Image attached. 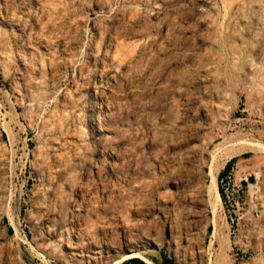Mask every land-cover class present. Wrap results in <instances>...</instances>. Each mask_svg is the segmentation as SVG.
Returning a JSON list of instances; mask_svg holds the SVG:
<instances>
[{"label":"rangeland","instance_id":"374dc122","mask_svg":"<svg viewBox=\"0 0 264 264\" xmlns=\"http://www.w3.org/2000/svg\"><path fill=\"white\" fill-rule=\"evenodd\" d=\"M169 1L0 0V264H264V0Z\"/></svg>","mask_w":264,"mask_h":264},{"label":"bare ground","instance_id":"6f19581e","mask_svg":"<svg viewBox=\"0 0 264 264\" xmlns=\"http://www.w3.org/2000/svg\"><path fill=\"white\" fill-rule=\"evenodd\" d=\"M68 1V0H67ZM104 1V0H103ZM155 1V0H154ZM169 1V0H168ZM173 1V0H172ZM176 1V0H175ZM179 1V0H178ZM178 1L176 2V3H178ZM170 3L169 4H171V1H169ZM68 3H70V0H69V2ZM71 3L73 4V2L71 1ZM165 3H166V0H165ZM175 3V2H174ZM175 3V4H176ZM101 4V3H100ZM167 4V3H166ZM71 5V4H70ZM105 6V5H104ZM103 6V7H104ZM13 7V6H12ZM100 8V7H99ZM179 9V8H178ZM193 11V10H192ZM180 12V11H179ZM178 12V13H179ZM102 13V12H101ZM177 13V14H178ZM189 14V13H188ZM97 15V14H96ZM149 16V15H148ZM185 17H186V15H184ZM154 18V17H153ZM155 19V18H154ZM223 19V18H222ZM147 23V22H146ZM146 23H145V25H146ZM148 23H149V21H148ZM151 23H153V21L151 22ZM150 23V24H151ZM140 24H142V23H140ZM149 26V25H148ZM153 26V25H152ZM146 27V26H145ZM144 27V28H145ZM150 27V26H149ZM142 28H143V25H142ZM143 28V29H144ZM157 30H158V26H157V28H156ZM159 29H160V27H159ZM140 31H141V29H139ZM139 30H137V32L139 31ZM146 30V29H145ZM136 31V30H135ZM50 32V31H49ZM151 32H152V30H151ZM47 34V33H46ZM155 33H153V35H154ZM158 35V34H157ZM159 36V35H158ZM26 39V38H25ZM109 39V38H108ZM24 42V41H23ZM22 42V43H23ZM21 43V44H22ZM20 44V43H19ZM54 45V44H53ZM106 46V45H105ZM108 56V55H107ZM67 59V58H66ZM138 59V58H137ZM143 59V58H142ZM54 60V59H53ZM48 61V60H47ZM66 61V60H65ZM139 61V60H138ZM78 67V66H77ZM134 69V68H133ZM41 72H43L44 73V71H41ZM58 73V72H57ZM75 73V72H74ZM124 73V72H123ZM41 74V73H40ZM74 77V76H73ZM72 77V78H73ZM43 79L45 78V75H44V77H42ZM74 80H75V77H74ZM33 81H35V80H33ZM35 83H36V81H35ZM60 84V83H59ZM130 84V83H129ZM61 90V89H60ZM101 91V90H100ZM41 92V91H40ZM118 92V91H117ZM119 93V92H118ZM90 94L93 96V97H95V98H97V92H96V90H95V88L94 89H91V91H90ZM110 96V95H109ZM113 96H116V95H113ZM40 97H41V94H40ZM105 97V96H104ZM117 97V96H116ZM107 98V97H106ZM42 99V98H41ZM30 100V99H29ZM44 100V99H43ZM100 100H102L103 101V99H100ZM114 100V99H113ZM47 101H49V100H47ZM32 101L30 100V105L32 104L31 103ZM42 102V101H41ZM45 102V101H44ZM101 102V101H100ZM105 102H107L106 100H105ZM33 103H35V102H33ZM45 104V103H44ZM43 104V102H42V105H44ZM116 104V103H115ZM61 106V105H60ZM101 106V105H100ZM105 106V105H104ZM70 109V108H69ZM42 111V110H41ZM44 111V110H43ZM42 111V112H43ZM95 112V111H94ZM90 114V113H89ZM94 114V113H93ZM95 114H97V112L95 113ZM94 122V121H93ZM98 122V121H97ZM96 123V122H95ZM94 123V124H95ZM72 124V123H71ZM94 126V125H93ZM97 127V126H96ZM98 128V129H97ZM96 129H97V134L98 135H100L101 136V138H105L106 137V133H105V130L104 129H102L101 128V125L98 123V127H97ZM72 139V138H71ZM193 141V140H192ZM189 143V142H188ZM194 144V143H193ZM59 145V144H58ZM74 148V147H73ZM60 150H61V148H60ZM56 154V153H55ZM54 157V156H53ZM62 158H64V157H62ZM54 160V159H53ZM59 160V163H60V159H58ZM61 160H64V159H61ZM207 158H204V161L202 162L203 164H206L207 163ZM212 163V162H211ZM45 165V164H44ZM58 166H60V165H58ZM62 168V167H61ZM210 168V167H209ZM49 171V170H48ZM47 173V172H46ZM48 175V174H47ZM47 177V176H46ZM61 177V176H60ZM48 179V178H47ZM50 179V178H49ZM216 180H217V176L214 174V171H207V172H205L204 174H203V176H201L199 179H198V184H199V189H200V192L202 193V200L206 203V204H208V205H210L211 207H212V209L215 207L214 206V199H215V195H216V192H217V188H216ZM57 182V181H56ZM48 183V182H47ZM59 184V183H58ZM50 193H51V191H50ZM148 196V195H147ZM47 199V198H46ZM50 199V198H49ZM57 201V200H56ZM47 205H49V204H47ZM87 210V209H86ZM87 212V211H86ZM73 215V214H72ZM82 215H84V214H82ZM85 216V215H84ZM56 218V217H55ZM89 218V217H88ZM48 222V221H47ZM46 222V223H47ZM47 227V226H46ZM48 228V227H47ZM137 255V253L136 252H132L131 254H128L127 255V259H129V258H133V257H135ZM119 264V263H118Z\"/></svg>","mask_w":264,"mask_h":264},{"label":"crops","instance_id":"0c3cea01","mask_svg":"<svg viewBox=\"0 0 264 264\" xmlns=\"http://www.w3.org/2000/svg\"><path fill=\"white\" fill-rule=\"evenodd\" d=\"M231 168H232V163H229L228 168L225 171L223 170V173H222V176H221V180H220L221 182H222V180L224 181L225 179H228V175L231 173ZM251 174L252 173H250V175ZM242 180H247V178L246 177H240L239 179H237V177H236V179L234 180L233 184L228 183L227 187H224V185H222V190H223V193H224V196L222 197V199H224V203L227 202V199H229V197L231 195L240 192L241 184L239 182H242ZM129 260L130 259H128L126 261H123L122 263L127 262Z\"/></svg>","mask_w":264,"mask_h":264},{"label":"trees","instance_id":"16d2710c","mask_svg":"<svg viewBox=\"0 0 264 264\" xmlns=\"http://www.w3.org/2000/svg\"><path fill=\"white\" fill-rule=\"evenodd\" d=\"M229 164L226 165L224 171L228 168ZM223 173V172H222ZM221 173V176H222ZM221 180V178H220ZM220 193L222 195V197L224 196L223 190L220 189ZM122 264H149L148 262H145L141 257H134L132 259H130L127 262H124ZM161 264H173V262L170 259H166L164 262H162Z\"/></svg>","mask_w":264,"mask_h":264},{"label":"built area","instance_id":"2783aa9c","mask_svg":"<svg viewBox=\"0 0 264 264\" xmlns=\"http://www.w3.org/2000/svg\"><path fill=\"white\" fill-rule=\"evenodd\" d=\"M227 181L228 182H230L231 181V178H230V176L228 175V179H227ZM222 182H223V180H222Z\"/></svg>","mask_w":264,"mask_h":264},{"label":"water","instance_id":"95a60500","mask_svg":"<svg viewBox=\"0 0 264 264\" xmlns=\"http://www.w3.org/2000/svg\"><path fill=\"white\" fill-rule=\"evenodd\" d=\"M143 259V258H142ZM144 260V259H143ZM145 262H147L146 260H144Z\"/></svg>","mask_w":264,"mask_h":264}]
</instances>
